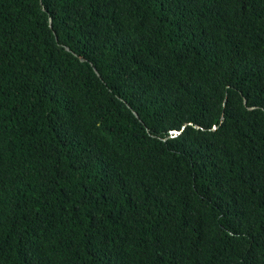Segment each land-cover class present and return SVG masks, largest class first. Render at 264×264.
Returning a JSON list of instances; mask_svg holds the SVG:
<instances>
[{
	"label": "trees",
	"instance_id": "obj_1",
	"mask_svg": "<svg viewBox=\"0 0 264 264\" xmlns=\"http://www.w3.org/2000/svg\"><path fill=\"white\" fill-rule=\"evenodd\" d=\"M0 264H264V0H0Z\"/></svg>",
	"mask_w": 264,
	"mask_h": 264
}]
</instances>
